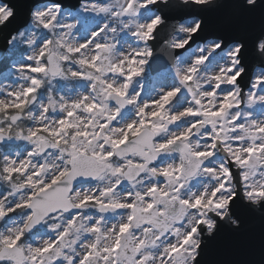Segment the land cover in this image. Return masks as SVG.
Returning a JSON list of instances; mask_svg holds the SVG:
<instances>
[{"label":"snow or ice","instance_id":"snow-or-ice-1","mask_svg":"<svg viewBox=\"0 0 264 264\" xmlns=\"http://www.w3.org/2000/svg\"><path fill=\"white\" fill-rule=\"evenodd\" d=\"M4 42L0 264H264V0H47Z\"/></svg>","mask_w":264,"mask_h":264},{"label":"water","instance_id":"water-1","mask_svg":"<svg viewBox=\"0 0 264 264\" xmlns=\"http://www.w3.org/2000/svg\"><path fill=\"white\" fill-rule=\"evenodd\" d=\"M18 8V14L15 20L8 26V28L3 30V33H0V51L5 48L4 35L7 32L11 31L12 28L19 26L25 19L28 7L33 3H46L47 0H15ZM250 67L253 68H264V65L259 64L258 62H253V58H250ZM246 253H251L252 246L250 245L247 249L244 250Z\"/></svg>","mask_w":264,"mask_h":264}]
</instances>
